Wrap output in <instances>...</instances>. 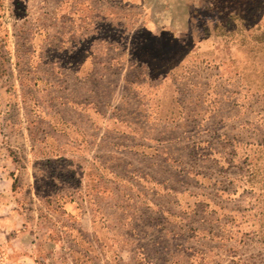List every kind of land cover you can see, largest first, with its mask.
<instances>
[{
  "label": "rangeland",
  "instance_id": "374dc122",
  "mask_svg": "<svg viewBox=\"0 0 264 264\" xmlns=\"http://www.w3.org/2000/svg\"><path fill=\"white\" fill-rule=\"evenodd\" d=\"M4 57L0 264H264V0H0Z\"/></svg>",
  "mask_w": 264,
  "mask_h": 264
},
{
  "label": "crops",
  "instance_id": "0c3cea01",
  "mask_svg": "<svg viewBox=\"0 0 264 264\" xmlns=\"http://www.w3.org/2000/svg\"><path fill=\"white\" fill-rule=\"evenodd\" d=\"M5 58L6 57H4L3 58V60H2V63H1V69H2V72L4 71V72H10L8 69H9V67H11V66H13V67H15V65H11V64H9L8 62H5L4 60H5ZM19 70H20V68H18ZM14 71V70H13ZM21 71V70H20ZM5 77H3V79H4ZM19 80H20V78H19ZM20 83V82H19ZM18 83V84H19ZM70 105H72V104H70ZM73 107H74V105H72ZM151 119H154V118H151ZM58 121L59 122H62V127L60 128L61 130H57L54 126H53V128L56 130V134H58V135H65V136H69V131H71L70 129H73L72 128V126L71 125H69V124H67L66 122H64V121H66V119L65 118H63V117H60L59 119H58ZM53 129V130H54ZM121 136H128V137H131V138H135V137H137V134L135 133V132H133V130H131V132L129 133V134H127V133H125V132H123V133H121ZM67 147V148H66ZM84 147V146H83ZM125 148V151H128V152H131L132 154H136V153H142L143 151H144V149H149L150 147L148 146V144L145 146V147H140L139 148V146H137L136 144H130L129 146H124ZM48 148L50 149V150H53L52 148H50L49 146H48ZM69 151H71L69 148H68V146L66 145L64 148L62 147L61 149H60V151L59 152H61V154H63V152H65V153H67V154H69L70 152ZM146 153H149V152H146ZM148 176H147V174L145 175V178H144V181H146L147 182V180H146V178H147ZM103 180V179H102ZM105 180V179H104ZM116 180V183H121V180L119 179V178H116L115 179ZM144 181H141V183H142V186H143V183H144ZM137 184H139V182L137 183ZM96 194H98V196H100V197H104V194L103 193H101L100 191H98ZM89 200H90V198H89ZM90 201H92V200H90ZM71 202H69L68 204H66V206H65V209H67L68 211H70L71 209H72V206H71ZM149 205V204H148ZM90 211H91V213H92V210H91V207H90ZM94 212V211H93ZM92 221H91V227H92V229H93V231H96V229L99 227V228H101V229H104L105 230V228H106V226H105V224H103V223H101L99 226H98V224L97 223H94V221H93V219H91ZM102 242H103V248L105 249H114V247H115V245L114 244H112V242H110V240H105V241H103V240H101ZM109 245V246H108ZM11 252V248H9L8 249V251H5V248H4V253H10ZM9 255V254H8ZM7 254H6V256H5V254H3V258H2V264H8V262L10 263V261L7 259V256H8ZM5 256V257H4ZM145 264H147L146 262H145Z\"/></svg>",
  "mask_w": 264,
  "mask_h": 264
}]
</instances>
